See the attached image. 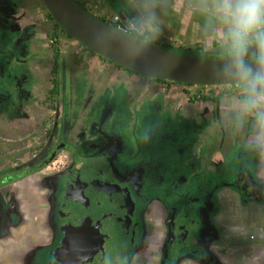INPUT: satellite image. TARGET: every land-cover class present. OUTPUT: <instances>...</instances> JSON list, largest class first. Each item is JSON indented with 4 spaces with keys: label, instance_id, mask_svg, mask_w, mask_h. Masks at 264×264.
Returning <instances> with one entry per match:
<instances>
[{
    "label": "rangeland",
    "instance_id": "obj_1",
    "mask_svg": "<svg viewBox=\"0 0 264 264\" xmlns=\"http://www.w3.org/2000/svg\"><path fill=\"white\" fill-rule=\"evenodd\" d=\"M76 2L124 32L141 34L150 44L201 58H228L226 28L206 0ZM49 15L40 0H0V173L5 167L40 161L33 160L39 153L44 159L58 142L76 153L82 168L93 170L95 164L83 155L90 154L93 124L106 116L102 124L108 133L122 137L130 161L146 162L151 186L157 187L158 175L164 179L156 195L185 197L191 189L200 195L214 190L216 174L201 175L192 184L193 172L198 160L214 155L216 138L226 139L215 108L234 98L242 103L239 84L193 87L131 73L70 38ZM150 17L155 31L140 30L137 22ZM55 86L58 92L52 94ZM199 110H206L204 116ZM7 158L12 162L1 167ZM69 164L68 152L62 151L47 168L59 172ZM179 173L194 176L190 186L178 188ZM211 196L217 208V196ZM195 249L191 241L181 254ZM194 255L203 256L202 250Z\"/></svg>",
    "mask_w": 264,
    "mask_h": 264
},
{
    "label": "flooded vegetation",
    "instance_id": "obj_2",
    "mask_svg": "<svg viewBox=\"0 0 264 264\" xmlns=\"http://www.w3.org/2000/svg\"><path fill=\"white\" fill-rule=\"evenodd\" d=\"M23 80L26 81L25 78ZM105 118L106 116L102 119ZM102 119L93 124L91 128L93 136L89 140L90 154L83 155L91 160L92 164H95L93 170L82 168L76 161V153L64 148L58 153L68 152L69 167L59 172H50L47 164L52 162L49 160L58 147V142L54 150L47 153L44 159L40 153L34 155L33 160L40 159L38 162L34 161V163L30 162L14 168H3L0 173V187L9 184V181L10 184L18 181L19 179L16 180V178H21V176L23 180L30 175H41L43 186L48 191L49 222L52 223L53 192H55L56 186L57 205L59 206L55 208V213L57 222H61L58 212L62 199L67 192L66 181L68 176L66 172L71 168H79L86 174L87 172L98 173L96 181L92 180L91 177L89 181H84L85 184L82 185V188L89 195L86 201L88 207H95L93 213L96 214L97 212L98 214V239H105L102 241L105 244L104 247L102 246V254L100 255L108 256L111 264H131L132 258L136 254L147 256L149 252L151 256L153 254L162 256L160 264H181L185 261V257H192L206 264L211 263L213 261L211 245L216 239L210 241L209 235L203 232L205 228L203 223L207 220L206 215L208 213L211 217V224L213 228L215 227L213 215L217 208L213 206L211 193L201 191L200 196L193 195L197 189H191L190 191L194 192L189 191L185 197L180 194L173 195L172 198H162L156 195L155 190L159 191L164 179L158 175V185L153 188L151 186L152 174L146 168V162L130 161L125 151L124 140L121 136L108 133L102 124ZM11 162L12 160L7 158L1 167ZM43 164L46 165L43 166ZM43 171L44 175L41 174ZM178 181V188H182L184 178L180 177ZM178 188L175 190L180 192ZM202 209L207 211V214L203 213V217ZM0 215V220L6 217L9 220L17 219L20 221L19 204L14 200L10 201V199L2 201L0 195ZM7 226L0 227L5 234L8 231ZM51 227L55 242L51 245L50 250L57 246V242L61 238V232L58 228L53 223ZM208 227L210 228V226ZM92 229L93 227L89 230L91 232L88 231L90 236L93 235L91 234L94 231ZM191 241L196 249L190 254L182 255V249L187 247ZM199 249L202 250L203 256L194 255ZM36 251H34V255L38 252ZM207 253H209L208 261H205ZM92 256L94 257L95 254ZM96 256L99 257L98 254Z\"/></svg>",
    "mask_w": 264,
    "mask_h": 264
},
{
    "label": "crops",
    "instance_id": "obj_3",
    "mask_svg": "<svg viewBox=\"0 0 264 264\" xmlns=\"http://www.w3.org/2000/svg\"><path fill=\"white\" fill-rule=\"evenodd\" d=\"M237 86L240 87V84ZM240 105L239 99L234 98L222 101L220 107L215 108L216 122L221 120L223 127V130L219 129L220 134L226 139L216 138L214 155H205L198 160L197 169V163L190 167L197 170L193 172L195 179L192 184L199 176L209 173L216 174L217 179L215 189L208 190L217 196L218 203L213 215L218 238L211 245L213 261L208 264H264V150L252 147L250 124L238 126L236 113ZM199 113L204 116L206 110H199ZM235 142L238 146H234ZM41 174L44 175V171ZM185 175L179 173L175 176L176 179L184 178L182 187L190 186V178L194 177L190 173ZM41 177L30 175L22 180L21 176L18 181L12 184L9 181V184L0 187L2 201L14 200L20 206V221L6 217L0 220L1 228L8 225L6 234L0 228V264L52 262L47 249L51 248L55 239L52 223L49 222L48 191ZM200 184L205 185L203 182ZM257 185L263 187V195L251 200L250 196L257 192ZM34 251L37 252L35 255ZM39 257H45V262L41 263ZM161 259L162 256H151L150 252L147 256L136 254L131 264H160ZM181 264L206 263L185 257Z\"/></svg>",
    "mask_w": 264,
    "mask_h": 264
},
{
    "label": "water",
    "instance_id": "obj_4",
    "mask_svg": "<svg viewBox=\"0 0 264 264\" xmlns=\"http://www.w3.org/2000/svg\"><path fill=\"white\" fill-rule=\"evenodd\" d=\"M48 10L53 21L75 41L79 42L95 54L104 59L127 69L131 72L169 82H177L192 86H224L239 84L236 81L223 80L212 75V69L222 64L225 59H207L170 51L150 44L144 40L136 39L120 29L104 22L86 11L76 0H41ZM110 32L113 36L120 34V43H113L111 47H100L95 44L93 37L98 33ZM135 42L133 47H138V54L124 55L122 44ZM257 49L250 47L247 59L249 62L254 57ZM67 192L59 207L58 216L61 222H57L55 208L57 205V186L53 192L54 211L52 223L58 228L61 238L48 254L52 257L49 264H111L108 256L102 254V243L105 239H98L97 220L98 214L93 213V208L88 207L89 198L82 185L84 181H96L98 173H90L82 169L71 168L66 172ZM83 177V178H82ZM194 192V191H192ZM194 192L193 195H199ZM263 195V187L257 185V192L250 196L251 200H257ZM196 208V207H195ZM197 209V208H196ZM202 217L205 209H202ZM203 232L210 237V241L218 238V233L212 226L209 213L206 215ZM77 222V223H76ZM210 226V228L208 227ZM93 227V235L88 231ZM214 231L215 233H213ZM91 232V231H89ZM104 247V246H103ZM90 253V254H89ZM95 254L93 257L92 255ZM99 255L96 256V255ZM111 256V254H108ZM209 253H207V256ZM40 256V255H39ZM41 263L45 257H39Z\"/></svg>",
    "mask_w": 264,
    "mask_h": 264
},
{
    "label": "clouds",
    "instance_id": "obj_5",
    "mask_svg": "<svg viewBox=\"0 0 264 264\" xmlns=\"http://www.w3.org/2000/svg\"><path fill=\"white\" fill-rule=\"evenodd\" d=\"M229 37L228 59L213 68L212 75L236 81L243 93L236 113L238 126L251 125V145L264 150V0H206ZM154 17L137 22L140 30L153 28ZM120 34L98 33L93 37L100 47L120 43ZM135 42L122 44L124 55L138 54ZM256 46L253 62L247 59L251 46Z\"/></svg>",
    "mask_w": 264,
    "mask_h": 264
},
{
    "label": "trees",
    "instance_id": "obj_6",
    "mask_svg": "<svg viewBox=\"0 0 264 264\" xmlns=\"http://www.w3.org/2000/svg\"><path fill=\"white\" fill-rule=\"evenodd\" d=\"M77 3H78V2H77ZM78 4H79V3H78ZM197 15H201V14L198 13ZM49 17H50L51 20H53V19L51 18L50 15H49ZM104 22H105V21H104ZM108 24H110V23H108ZM110 25H112L113 27L119 29L118 24H110ZM56 27L59 28L62 32H64V31H63V30H62L57 24H56ZM120 30H121V29H120ZM123 32H124V31H123ZM64 33H65V32H64ZM125 33H127V34L133 36V37L136 38V39L145 40L144 37H143L141 34L137 33V32H125ZM67 35H68V34H67ZM68 36H69V35H68ZM69 37L72 38L71 36H69ZM72 39H73V38H72ZM160 47H162V48H164V49H167V50H170V51H174V52H178V53H183V54H186V55H190V54L186 53V51H179V50H177V49H175V48L166 47V46H160ZM191 56H196V55H191ZM60 57H61L60 54H57V56H56V62H55L56 67H57L58 64H59ZM207 59H210V58H207ZM105 60H106V59H105ZM106 61H108V60H106ZM108 62H110V61H108ZM110 63H112V62H110ZM119 67H120V66H119ZM125 70H126V71H129V70H127V69H125ZM129 72H131V71H129ZM131 73H135V72H131ZM156 80H157V79H156ZM157 81H159V82H167V83L169 82V81H164V80H157ZM169 83H172V82H169ZM189 86H192V85H189ZM193 87H195V86H193ZM57 92H58V88H57V86H55L51 93H52V94H56ZM57 146H58V147H56V149H55L54 153L51 155L49 161H52V159H54L55 155H56L60 150L66 148V147H62L61 144H60V142L58 143ZM46 164H47V163H46ZM46 164H43V166H45ZM17 179H20V178H16V180H17Z\"/></svg>",
    "mask_w": 264,
    "mask_h": 264
},
{
    "label": "bare ground",
    "instance_id": "obj_7",
    "mask_svg": "<svg viewBox=\"0 0 264 264\" xmlns=\"http://www.w3.org/2000/svg\"><path fill=\"white\" fill-rule=\"evenodd\" d=\"M50 19V18H49Z\"/></svg>",
    "mask_w": 264,
    "mask_h": 264
}]
</instances>
